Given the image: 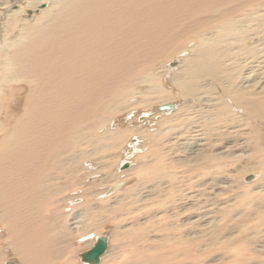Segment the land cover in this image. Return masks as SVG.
Instances as JSON below:
<instances>
[{
    "label": "rangeland",
    "instance_id": "obj_1",
    "mask_svg": "<svg viewBox=\"0 0 264 264\" xmlns=\"http://www.w3.org/2000/svg\"><path fill=\"white\" fill-rule=\"evenodd\" d=\"M25 1L17 0L13 8L24 6ZM231 2L235 5L231 6ZM48 5L49 0L43 1L24 17L35 16L38 9ZM239 5L242 16L239 11L234 16L242 19L236 22L240 29L236 34L227 33L229 39L219 43L220 53H227L228 66H223L221 74L225 73L222 76L225 79L221 77L218 83L224 81L225 92L234 98H237L234 90L238 88L239 93H244L245 101L241 105L235 101L229 105L225 92L216 87L217 82L213 80L216 83L211 84L213 81L204 79L193 101L188 103L187 99L183 103L175 85L176 78L171 82L169 79L175 76L182 59L200 44V35L204 32L199 30L219 26L224 21L223 12L233 11L232 7ZM242 5H246L245 8ZM9 9L5 13L10 12ZM4 18L6 15L1 13L0 42L6 26ZM193 19L196 21L184 26L180 37L167 43V50L154 54L146 63L147 68L137 70L131 84H126L113 99L95 103V111L90 107L69 109L75 118L71 119V124L68 120L65 132L51 138L48 163L42 158L37 161L38 166L52 169L51 180L48 177L45 180V186L51 185L43 202L46 216L56 211L55 214L62 217L73 206L88 211L91 207L96 208L95 212L91 210L85 222L104 226L101 231H85L88 236L83 240L65 234L59 221L47 222V241L53 245L58 237L55 247L60 248L57 260L52 262L82 264L78 253L88 250L84 242L105 234L109 237L105 264L107 260L120 264L135 246L145 250L141 264H147L145 261L155 256L150 264H264V0H230L225 8L215 12L201 9ZM17 32L15 29L7 37L13 38ZM216 32L213 38L217 40L219 35H227L220 30ZM209 43L212 44L211 40ZM6 73L0 74L3 78L0 79V142L10 134L7 129L15 124V118L8 115L7 101L9 97L11 101L14 98L8 91L12 81L4 79L10 73ZM205 80L211 83L207 86ZM24 84L15 86L22 89ZM165 96L169 99L161 102ZM251 98L259 103L256 114L248 104L245 106ZM163 102L165 105L177 102V108L144 116L145 111L152 112L151 108ZM3 114L8 116L5 118ZM41 117L39 113L35 122ZM135 129L139 131L136 135ZM195 131L201 133V148L195 146L194 135L198 134ZM33 136L37 151H42V138L36 130ZM124 161L129 162V166L120 169ZM116 180H123L121 187L108 196L102 194ZM72 195L70 201L76 199L75 205L66 200ZM105 200L112 204L105 206L102 204ZM107 207L110 208L104 210ZM59 211L62 214H58ZM196 214L195 220L190 218ZM206 234L209 239L203 240ZM8 237L5 232L0 241L2 264L3 261L4 264H23V258L16 255L13 241ZM193 240L196 241L191 244ZM31 258L27 257V261Z\"/></svg>",
    "mask_w": 264,
    "mask_h": 264
},
{
    "label": "bare ground",
    "instance_id": "obj_2",
    "mask_svg": "<svg viewBox=\"0 0 264 264\" xmlns=\"http://www.w3.org/2000/svg\"><path fill=\"white\" fill-rule=\"evenodd\" d=\"M16 1L4 0L0 3V14L6 15L4 18L6 26H4V32L2 31L4 34L0 42V74L10 73L4 79L14 82H11L10 89H8L10 96H13L14 99L11 101V97H9L7 107L8 115L15 118L13 119L15 124L7 129L10 134L2 140L3 142H0V241L3 234L8 232V238L13 241L16 255L24 260L23 264H60L59 262H52L57 260L60 248L55 247L58 237L53 241L54 246L47 241L46 234L49 228L47 222L59 221L65 234H73L83 240L87 238L89 231L100 230L104 227L99 224L89 225L85 222L87 217H90L92 213L94 214L96 208L93 210L90 207V211H88L73 206L68 211L69 213L64 212L65 214H62L59 211L58 214L61 213L62 217L57 216L56 211L48 216L45 215L43 202L51 186L49 184L45 186V180L47 177L51 180L49 177L52 169H50L51 166H38L37 161L42 158L46 164L48 163L50 148H52L51 138L65 132L68 128V120L71 124V119L75 118L68 110H85V107H90L92 111H95V103L100 101L102 104V101L108 102L113 99L133 79L137 70L140 69L141 71L147 68L146 63L149 59L151 60L154 54L167 50L169 48L167 43L177 39L178 35L180 37L184 26L191 25L196 21L193 19L195 14L201 9L215 12L225 8L230 0H49L47 7L38 9L40 11L35 16L28 18L24 17L25 13L48 0H26L24 6L13 8ZM232 4L235 5L231 2V6ZM245 6L242 5L243 8ZM8 7L11 8L9 9L10 12L5 13ZM232 9L233 11L227 9L223 12L221 16H223L224 21L222 20L223 22L219 26L215 25L214 29H211L213 26L198 29L204 32L200 35V44H197L193 52L182 59L175 76H171L169 79L171 82L172 78H176L175 85L178 86L180 96L184 99V101L182 100L183 103L187 99L189 100H187L188 103L193 101L192 98L195 97L196 92H199L204 79H210L211 82L215 80L217 82H215L216 87L221 92H225L227 89L223 86L224 81L218 83L225 74H221L223 66H228L226 65L227 57L225 58L227 53L225 55L220 53L222 48H220L219 43L225 42L226 38L229 39L230 36L227 33L236 34V30L240 29L236 22L242 20H239L242 16L241 5L236 8L232 7ZM238 11L240 14L237 13ZM235 13L240 15H238L239 18L237 16L238 20L235 18ZM201 25L203 24L199 23V26ZM15 29H18L17 35L8 38L10 32ZM215 29H219L220 32L227 35H219L220 38L217 40V38H213ZM210 40L212 44L209 43ZM229 48L228 50H230ZM224 77L222 80L225 79ZM22 82H25L22 89L15 86L19 83L21 85ZM215 83L213 81L211 84ZM235 83L237 82L233 84L235 85ZM242 83L245 82L242 81ZM214 87L213 90H215ZM237 89H233L237 98L228 92L224 93L225 100L231 106L232 103L238 102L241 105L245 101L244 93H239V89ZM168 99L165 96L161 102H167ZM253 99H247L249 101L245 103V106L248 104L249 109L256 114L259 110L256 105L259 103ZM11 103L13 105L10 109ZM163 103L151 108L150 111L153 110L152 112L145 111L144 116L148 117L151 114L157 115L156 113L167 111L161 110V106L170 105L172 109L168 112L177 108V102H169L166 105ZM245 109L247 110L246 107ZM39 113L42 115L41 120L35 122ZM3 115V117L6 116ZM33 130H36L37 135L42 138V151L40 150V152L37 151L36 142H32ZM136 132L139 131L136 130L133 133L136 135ZM199 135L201 133L194 135L195 146L201 148L203 143ZM202 140L204 139L202 138ZM128 148L132 150L131 146ZM119 168L121 169L122 166L120 165ZM122 181L116 180L102 194L108 196L110 192L113 193L123 183ZM73 196L66 198L68 204L75 205L76 199L70 201ZM108 203L111 202L105 200L102 204L110 206ZM66 206L67 203L64 208ZM91 210L92 213L90 214ZM197 217L196 214L190 218ZM104 236L107 238V249L100 256L97 264H105L103 259L109 248V237L105 234ZM96 239L97 237L95 239L93 237L92 240L89 239L83 244L86 245L87 243L89 249ZM207 239L209 236L206 234L203 240ZM195 241H190V243ZM156 243L154 246L157 245ZM159 244L162 245L163 243ZM163 245L166 247V244ZM149 246L150 244L144 245V247ZM31 248H33L32 253ZM168 248L170 249V246ZM152 249L154 248L152 247ZM131 250L129 252L126 250L128 252L126 258L124 261L121 259L123 262L120 264L142 263V251L145 252V250L141 246H135ZM121 252L123 253V251ZM79 253L78 255L81 256ZM30 256L32 258L27 261V257ZM3 258L0 253V264H2ZM145 258L147 257L145 256ZM152 260L150 258L145 262L150 264L153 262ZM155 260L157 261V258ZM107 262L112 264L108 260ZM81 263L89 264L83 260ZM15 264L19 263L15 262Z\"/></svg>",
    "mask_w": 264,
    "mask_h": 264
},
{
    "label": "water",
    "instance_id": "obj_3",
    "mask_svg": "<svg viewBox=\"0 0 264 264\" xmlns=\"http://www.w3.org/2000/svg\"><path fill=\"white\" fill-rule=\"evenodd\" d=\"M162 109L172 108L170 105L161 106ZM129 166L128 162H125L122 165V168ZM107 249V238L104 235L97 236L95 243L86 251L81 253V258L83 261L88 262L89 264H97L99 262L100 256Z\"/></svg>",
    "mask_w": 264,
    "mask_h": 264
}]
</instances>
